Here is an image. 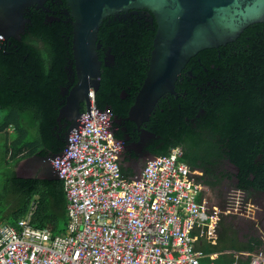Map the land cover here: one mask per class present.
Listing matches in <instances>:
<instances>
[{
  "label": "trees",
  "instance_id": "obj_1",
  "mask_svg": "<svg viewBox=\"0 0 264 264\" xmlns=\"http://www.w3.org/2000/svg\"><path fill=\"white\" fill-rule=\"evenodd\" d=\"M68 9L66 0L32 6L20 38L0 40V134H5L0 140V220L15 225L37 195L30 223L49 227L53 234L68 222L61 179L20 177L10 165L35 153L56 154L65 144L66 120L59 122L58 115L64 91L76 81ZM148 11L110 15L98 31L99 58L108 52L113 62L101 65L95 104L109 107L121 119L114 122L115 136L124 144L127 134L130 140L139 139L136 123L125 117L146 75L156 33V20ZM175 89L176 94L158 99L141 125L154 134L145 150L162 155L180 146L182 161L200 168L198 180L210 189L221 190L224 180H230L232 188L248 195L264 193V20L249 24L233 41L198 51ZM123 161L142 159L125 149ZM226 162L238 171L226 170ZM218 233L211 249L223 251L226 242L235 240L225 218ZM250 240L248 250L261 246L257 237Z\"/></svg>",
  "mask_w": 264,
  "mask_h": 264
},
{
  "label": "built area",
  "instance_id": "obj_2",
  "mask_svg": "<svg viewBox=\"0 0 264 264\" xmlns=\"http://www.w3.org/2000/svg\"><path fill=\"white\" fill-rule=\"evenodd\" d=\"M113 121L91 89L89 108L50 160L67 199L66 232L0 220V264H201L205 252L197 243L215 244L222 218L246 211L239 201L219 206L199 198L204 187L179 160V146L126 174ZM250 255L245 264H264L263 248Z\"/></svg>",
  "mask_w": 264,
  "mask_h": 264
},
{
  "label": "water",
  "instance_id": "obj_3",
  "mask_svg": "<svg viewBox=\"0 0 264 264\" xmlns=\"http://www.w3.org/2000/svg\"><path fill=\"white\" fill-rule=\"evenodd\" d=\"M46 0H0V38H20L30 7H44ZM72 17V51L76 81L64 91L58 121L66 120L65 138L83 107L89 108L90 91L95 93L101 77L102 63L110 64L107 52L99 58L97 42L99 27L110 15L138 9L149 10L157 27L150 52L148 69L135 94L125 119L136 123L139 139L129 149L140 155L154 134L141 125L148 121L158 99L165 93L176 94V82L189 59L204 48L217 47L235 40L249 24L264 20V0H66ZM110 62V63H109ZM117 123L120 118L115 119ZM54 156H33L42 160L45 169L38 175L59 178L50 160ZM150 156H153L150 154ZM231 166L238 171L234 163ZM254 238L263 241L256 227ZM261 236V237H260Z\"/></svg>",
  "mask_w": 264,
  "mask_h": 264
},
{
  "label": "crops",
  "instance_id": "obj_4",
  "mask_svg": "<svg viewBox=\"0 0 264 264\" xmlns=\"http://www.w3.org/2000/svg\"><path fill=\"white\" fill-rule=\"evenodd\" d=\"M1 114H2V111L0 108V116H1ZM65 124H66V122H65ZM10 130L11 129L9 128L8 131H10ZM1 133L2 134H0V140L2 139L1 137L2 136L4 137V135H5L4 132H1ZM65 142H66V138H65ZM1 143L3 144L2 141H0V145H1ZM3 147H4V144H3ZM0 149H1V146H0ZM127 150L133 151L135 156L137 158H139V155L134 150H132V149H127ZM35 155H39V154L35 153V154L29 155L26 157L19 158L16 163H13L10 165L11 169L14 171V173L17 176H20V177L43 178V177H39L38 175H40L42 173V170L45 169L44 163L42 160L38 161V160L34 159L33 156H35ZM51 155H53V154H51ZM51 155H45V156H51ZM41 156H44V155H41ZM179 160L182 161V155L180 156ZM121 161H122V168L126 172V174L133 175V174L140 171L134 167V163H132L130 161L129 162L123 161V157H122ZM193 170H196L197 173L194 174V177L197 181H199L198 176L202 175V173H203L202 170L200 168H196V167L193 168ZM59 179L60 178H56L55 180H59ZM48 180H54V179H48ZM199 182L203 185L204 188H203L202 193L199 194L198 197L199 198L206 197L211 202H214L213 199L211 198V192H214V190H212L208 186L204 185L201 181H199ZM260 197L261 198L259 199V202H258L259 215H256V216L255 215H253V216L249 215L247 217L243 216V218H242L243 220L240 218V220L238 222L234 219L228 218L230 216L227 217L228 219L224 217L225 221L228 223V226L231 228V231H232L231 236H232V238H235V240H233V242H226V244H228V245H226V247L224 248L223 251L211 249L212 247H214V243H209L208 241H201V242L197 243V246L199 248L203 249L205 252V256L201 259V264H211V263H214V264H230L233 262H238L240 264L248 263L250 261V258H251L250 252L255 250V249L248 250V246H249V242L251 241L250 239L255 235L254 233L256 232V227L259 231L262 232L261 236L263 238V241L260 240L261 241L260 247L264 249V193H261ZM35 198H37V195H34V198L32 199V201L30 203V207H29L28 211L20 219H26L30 222L32 211L36 207V203L34 201ZM214 203L218 204L219 206H222L221 202H219V203L214 202ZM66 214H67V203H66ZM242 221H244V222H242ZM7 222H9V221L7 220ZM17 222L15 225L12 224L11 222H9V223H11L13 226H16ZM246 222H247V224H246ZM66 230H67V227H66V229H64L60 232H66ZM218 235H219V233H218ZM217 242H218V239H217ZM252 242L253 241H251V243ZM228 255L230 257H233V259L230 260Z\"/></svg>",
  "mask_w": 264,
  "mask_h": 264
},
{
  "label": "rangeland",
  "instance_id": "obj_5",
  "mask_svg": "<svg viewBox=\"0 0 264 264\" xmlns=\"http://www.w3.org/2000/svg\"><path fill=\"white\" fill-rule=\"evenodd\" d=\"M147 158L148 157L142 159L141 162L134 163V167L137 170H140ZM229 166H230V164L225 163V169L226 170H231V168ZM224 183H225L226 187L222 186L221 190H218V191L214 190V192H211V198L213 199V201L219 203L221 200H223V203L226 204L227 201L229 200L228 204H231V205L232 204L235 205L239 201L242 203V206L245 207V209H246V211H234V213L225 215L224 217L227 218L228 216H230L228 218L234 219L238 222L240 220V218L241 219L243 218V216L244 217L245 216L247 217L249 215L250 216L251 215L256 216L257 214H255V212L257 210L259 199L262 197V196L260 197L261 193L258 197H255L252 195H248L246 192H244L242 190H238V189L235 190V188H232L231 185H229V183H231L230 180H226V181L224 180ZM219 194H222V195L220 196ZM225 201H226V203H225ZM242 222H244V221H242Z\"/></svg>",
  "mask_w": 264,
  "mask_h": 264
},
{
  "label": "flooded vegetation",
  "instance_id": "obj_6",
  "mask_svg": "<svg viewBox=\"0 0 264 264\" xmlns=\"http://www.w3.org/2000/svg\"><path fill=\"white\" fill-rule=\"evenodd\" d=\"M112 117H113V119H114V121L113 122H115L116 120V117H114L113 115H112ZM119 119V118H118ZM120 122H121V120H120ZM118 126V125H117ZM122 129H124V128H122ZM126 140L128 141V142H126L125 144H124V150L126 149H129L128 148V145H130L131 143H133V142H135V141H137V140H130V137H129V135L127 134L126 135ZM150 140V139H149ZM149 140H148V142H149ZM148 145V144H147ZM146 145V146H147ZM124 152V151H123ZM150 152L148 151V150H145V148H144V151L139 155V158H141V159H144V158H146V157H150ZM152 155V154H151ZM141 162V161H140ZM135 163H137V162H135ZM227 164H230L229 162H226ZM230 168H231V171H234V172H237L232 166H231V164H230V166H229ZM233 180H234V178H233ZM262 204V203H261ZM257 215H259V209H258V206H257V210H256V212H255ZM246 224H247V222H246ZM251 225V224H250Z\"/></svg>",
  "mask_w": 264,
  "mask_h": 264
},
{
  "label": "clouds",
  "instance_id": "obj_7",
  "mask_svg": "<svg viewBox=\"0 0 264 264\" xmlns=\"http://www.w3.org/2000/svg\"><path fill=\"white\" fill-rule=\"evenodd\" d=\"M5 39V38H4ZM3 40V39H2ZM95 94V93H94ZM84 108V107H83ZM236 190V189H235ZM9 223V222H8ZM11 224V223H10ZM259 248H261V247H259ZM257 249V248H256Z\"/></svg>",
  "mask_w": 264,
  "mask_h": 264
}]
</instances>
